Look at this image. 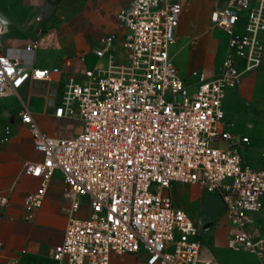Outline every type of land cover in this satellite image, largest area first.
<instances>
[{
	"label": "built area",
	"instance_id": "obj_1",
	"mask_svg": "<svg viewBox=\"0 0 264 264\" xmlns=\"http://www.w3.org/2000/svg\"><path fill=\"white\" fill-rule=\"evenodd\" d=\"M182 8L173 0H132L119 13L125 53L111 52L117 33L102 37L95 52L105 64L85 70L83 81L70 77L54 110V117L79 123L74 135L51 136L27 105L21 109L44 155L41 162H24L25 171L41 179L25 198L24 218L35 219L56 172L68 186L69 220L63 243L52 252L58 264H113L114 256L143 252L147 264H216L202 256L203 228L172 197L177 183L199 184L221 196L227 246L253 251L264 264V237L249 229L263 205L264 167L245 162L239 138L225 129L223 108L227 91L262 65L264 0H227L216 9L214 23L230 34L246 9V30L230 36L234 51L222 72L200 73L193 94L170 55ZM38 47L11 55L0 45V97L50 78L49 68L33 65ZM11 129L6 126V133ZM234 139L228 148L214 145ZM84 198L90 214L80 218ZM8 203L0 195V204Z\"/></svg>",
	"mask_w": 264,
	"mask_h": 264
},
{
	"label": "crops",
	"instance_id": "obj_2",
	"mask_svg": "<svg viewBox=\"0 0 264 264\" xmlns=\"http://www.w3.org/2000/svg\"><path fill=\"white\" fill-rule=\"evenodd\" d=\"M6 1L9 6L4 7L0 0V45L9 54L19 55L23 48L38 43L39 47L32 56L33 65L49 68L51 75L47 80L30 81L19 89L17 95L0 97V195L9 197L7 205L0 204V241L3 242L0 264H58L52 252L63 243L69 220L71 199L66 191L68 186L61 172H56L35 219L28 221L24 218L25 198L41 183L39 177L25 171L24 162H41L44 155L36 148L33 134L22 121L20 112L23 105H27L41 129L51 136L67 137L77 133L79 123L54 117V110L62 101L70 77L83 81L85 70L105 64V58L98 57L95 52L101 47L102 37L117 33L118 39L111 52L125 53L122 46L124 31L118 17L132 0ZM173 1L182 2L183 8L170 55L186 85L197 87L200 73L216 77L222 72L225 57L234 51L228 40L231 35L245 33L248 11H240L238 23L230 34L213 20L216 9L227 0ZM17 27L20 32L14 30ZM262 37L264 40V33ZM10 96H19L21 103L12 105L3 101ZM223 108L227 131V127L240 121L246 122L249 127L264 123V57L258 69L246 74L236 88L227 91ZM8 125L12 127L10 133L5 131ZM238 145L241 151L243 148L252 151L255 161L264 162V142L261 138L257 141L249 138L246 143L239 138ZM171 194L174 200L175 196L179 198L177 204L189 210L199 224L203 217L204 200L209 193L199 184L177 183ZM89 214L90 208L84 198L76 216L87 218ZM254 218L249 229L258 231L264 237V197L262 208L254 214ZM205 225V222L202 223L205 229L202 239L205 238L210 246L203 245V257L214 258L216 264H245L240 261L224 263L216 255L215 250L222 245L230 249L226 243L227 221L220 225L215 219L212 226ZM230 250L256 255L259 259L257 264L263 263L253 251ZM112 263L147 264V254L114 256Z\"/></svg>",
	"mask_w": 264,
	"mask_h": 264
},
{
	"label": "rangeland",
	"instance_id": "obj_3",
	"mask_svg": "<svg viewBox=\"0 0 264 264\" xmlns=\"http://www.w3.org/2000/svg\"><path fill=\"white\" fill-rule=\"evenodd\" d=\"M1 4L4 7L9 6V2L6 0H1ZM16 24H18L16 22ZM18 28V27H17ZM14 28L15 31L20 32L21 29L18 28ZM197 90V87L191 86L189 88V94H193L195 91ZM4 102H8L9 104L12 105H16V104H20L21 100L19 98V96H10L7 97L5 100H3ZM60 101V100H59ZM74 127V126H72ZM227 129L235 136V138H240L242 139L244 136H247L249 138L252 139V141H257L259 138H261V140L264 142V123L260 124L258 123L257 125L253 126V127H249L247 125L246 122H237L234 126L232 127H227ZM235 142V139L232 142L229 141H215L214 145L221 147V148H228L231 143ZM243 148V145H241ZM242 155L243 157L246 159V163H248L249 165L258 168L260 165L264 167V162L261 161H255L252 151H248V149L243 148L242 149ZM179 198L175 196V203H178ZM179 205V204H178ZM180 206V205H179ZM182 207V206H181ZM187 210V209H186ZM189 213L190 211L187 210ZM226 220V217L222 211V213L220 214L217 223L222 225ZM203 240V245H209L208 241H206L205 238L202 239ZM216 255L217 257L221 260L224 261V263H228L230 261H240V262H244L245 264H257L259 263V259L256 255L253 254H248L245 252H234L231 251L230 249H228L225 245H222L220 248H217L216 250Z\"/></svg>",
	"mask_w": 264,
	"mask_h": 264
},
{
	"label": "water",
	"instance_id": "obj_4",
	"mask_svg": "<svg viewBox=\"0 0 264 264\" xmlns=\"http://www.w3.org/2000/svg\"><path fill=\"white\" fill-rule=\"evenodd\" d=\"M224 201L221 196L215 194H208L205 197L204 204L202 207L203 217L200 219L199 226L202 223H206V227L213 225L218 214L224 209Z\"/></svg>",
	"mask_w": 264,
	"mask_h": 264
},
{
	"label": "flooded vegetation",
	"instance_id": "obj_5",
	"mask_svg": "<svg viewBox=\"0 0 264 264\" xmlns=\"http://www.w3.org/2000/svg\"><path fill=\"white\" fill-rule=\"evenodd\" d=\"M205 231V229L203 228V232Z\"/></svg>",
	"mask_w": 264,
	"mask_h": 264
}]
</instances>
